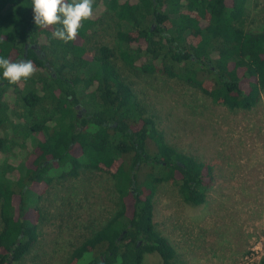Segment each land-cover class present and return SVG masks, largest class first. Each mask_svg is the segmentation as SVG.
<instances>
[{"label": "trees", "instance_id": "trees-1", "mask_svg": "<svg viewBox=\"0 0 264 264\" xmlns=\"http://www.w3.org/2000/svg\"><path fill=\"white\" fill-rule=\"evenodd\" d=\"M246 2L93 0L101 13L64 43L53 37L59 25L36 27L31 0H0V57L36 69L16 85L0 70V154L28 151L21 167L0 164V264L21 262L38 242L43 212L27 194L40 199L54 182L94 171L112 181L116 209L62 264H142L153 253L173 264L176 249L154 222L157 188L171 182L198 206L215 174L166 142L115 61L185 83L229 111H249L264 92V30L247 29ZM107 23L114 45L89 49Z\"/></svg>", "mask_w": 264, "mask_h": 264}, {"label": "rangeland", "instance_id": "rangeland-1", "mask_svg": "<svg viewBox=\"0 0 264 264\" xmlns=\"http://www.w3.org/2000/svg\"><path fill=\"white\" fill-rule=\"evenodd\" d=\"M246 8L247 29L264 30V0H247ZM101 11L100 5L93 15ZM108 25L97 28L89 49L114 45L115 31ZM115 62L166 142L215 174L206 202L198 206L185 203L171 182L157 188L154 222L176 249L173 264H257L264 255V92L253 109L232 112L178 80L132 72ZM26 144L30 147L31 140ZM27 152L8 147L0 164L21 167ZM27 195L31 207L42 210L43 221L37 244L17 264H62L116 209L112 181L95 171L54 182L40 199ZM142 264L162 261L156 253L145 254Z\"/></svg>", "mask_w": 264, "mask_h": 264}, {"label": "clouds", "instance_id": "clouds-1", "mask_svg": "<svg viewBox=\"0 0 264 264\" xmlns=\"http://www.w3.org/2000/svg\"><path fill=\"white\" fill-rule=\"evenodd\" d=\"M33 23L37 28L46 29L59 25L53 37L64 43L78 36L82 22L93 15V0H31ZM0 70L9 84H19L29 79L36 71L30 60L12 61L0 57Z\"/></svg>", "mask_w": 264, "mask_h": 264}, {"label": "flooded vegetation", "instance_id": "flooded-vegetation-1", "mask_svg": "<svg viewBox=\"0 0 264 264\" xmlns=\"http://www.w3.org/2000/svg\"><path fill=\"white\" fill-rule=\"evenodd\" d=\"M26 51H27V49H26ZM85 111H84V109H83V112L82 113H84Z\"/></svg>", "mask_w": 264, "mask_h": 264}]
</instances>
